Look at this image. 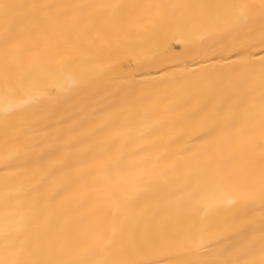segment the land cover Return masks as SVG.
Returning <instances> with one entry per match:
<instances>
[{
	"label": "bare ground",
	"instance_id": "obj_1",
	"mask_svg": "<svg viewBox=\"0 0 264 264\" xmlns=\"http://www.w3.org/2000/svg\"><path fill=\"white\" fill-rule=\"evenodd\" d=\"M5 3L0 264H260L264 0Z\"/></svg>",
	"mask_w": 264,
	"mask_h": 264
},
{
	"label": "snow or ice",
	"instance_id": "obj_2",
	"mask_svg": "<svg viewBox=\"0 0 264 264\" xmlns=\"http://www.w3.org/2000/svg\"><path fill=\"white\" fill-rule=\"evenodd\" d=\"M0 7L4 9L5 17H7L8 10L16 6L5 3L3 5H0ZM32 7L39 8V7H49V6L33 5ZM110 7H118V6H110ZM229 7H232L237 10L238 19L241 22H246L248 19V15L246 14V12L252 6L247 4H236V5H230ZM260 7L262 10V14H264V3H262ZM262 43H264V40H262ZM262 65H264V58H262ZM262 72H264V68H262ZM16 88H17L16 84L9 82L7 78L5 79L6 99H8L9 101L2 109L5 112V114L13 111L14 109H21L25 105L32 102L34 99L39 98L38 96H36V97H29L26 100L16 101L15 99H13V97L15 96ZM201 192H202L201 189H187L183 191V196L187 198V202L190 205L203 206L205 211H207L208 209L214 206H219L220 204H232L235 202L228 188H226L223 185L214 189L211 192L210 196L208 197H203L201 195ZM258 197L260 202L264 204V186L261 187L258 193ZM261 224L262 227H264V219H262ZM252 245L253 242H249L244 246L243 251L249 250L252 247ZM260 245H261V251L264 252V231H262L260 236ZM196 264H256V262L252 260H241L239 258H235L232 256V253L228 251V252H221L220 254L214 257L210 256L207 259L197 261ZM260 264H264V260H262Z\"/></svg>",
	"mask_w": 264,
	"mask_h": 264
}]
</instances>
